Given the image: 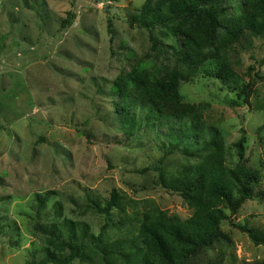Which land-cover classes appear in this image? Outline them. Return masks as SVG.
<instances>
[{
	"label": "rangeland",
	"instance_id": "rangeland-1",
	"mask_svg": "<svg viewBox=\"0 0 264 264\" xmlns=\"http://www.w3.org/2000/svg\"><path fill=\"white\" fill-rule=\"evenodd\" d=\"M146 1L0 0V125L12 131L0 130V264L40 262L51 240L39 232L42 225L72 220L88 224L98 236L105 215L93 202L106 206L112 193L120 208L112 210L117 226L105 232L110 244H130L151 208L182 220L194 214L179 192L160 185L157 167L163 160L170 179L200 158L182 145L173 150L177 143L166 138L169 130L153 122L151 127L139 113L127 124L115 106L120 102L115 82L129 81L142 70L162 78L180 72L172 45L183 43L184 35L164 36L162 28L149 25L147 12L161 0ZM70 11L76 18L64 27ZM236 41L213 39L214 45L204 43V51L226 49L246 83L255 67L260 77L250 107L231 108L227 101L237 100L236 94L203 73L181 81L180 92L205 126L223 133L226 167L238 169L236 143L245 135L246 158L261 184L232 219L264 231V35L247 33ZM39 196L47 198L43 205ZM222 230L228 239L194 264L216 256L223 264H264V246L230 220ZM145 245L140 243L152 257ZM73 264L128 263L117 257L105 261L93 245Z\"/></svg>",
	"mask_w": 264,
	"mask_h": 264
},
{
	"label": "trees",
	"instance_id": "trees-1",
	"mask_svg": "<svg viewBox=\"0 0 264 264\" xmlns=\"http://www.w3.org/2000/svg\"><path fill=\"white\" fill-rule=\"evenodd\" d=\"M152 1L147 0L145 4L151 5ZM155 7L147 12L149 25L162 28L164 36L179 38V33L184 35L183 43L176 41L172 45L179 75L162 78L142 70L129 81L115 82L113 93L120 100L115 106L127 124L137 121L139 113L147 124L153 122L169 130L166 138L172 140V145L177 143L173 150L182 145L187 154L200 158L199 163L170 179L163 168V160L157 167L160 185L179 192L194 208V214L182 220L151 208L142 214L137 237L132 238L130 244L126 240L110 244L105 232L117 226L112 210L120 208L117 195L112 193L106 206L93 202L105 215V224L98 236L88 224L72 220H64L61 225L39 226V232L51 240L45 248V257L40 262L33 260L27 264H73L86 258L93 245L105 261L117 257L128 264H194L215 244L228 239L222 230L227 220L247 233L255 245L264 246V231L235 224L232 219L244 203L254 199L255 189L261 184L260 175L249 166L246 158L245 135L236 143L238 169L226 167L223 133L217 126H205L198 109L186 103L180 92L181 81H189L203 73L236 94L237 100L227 101L231 108L250 107L256 92V78L260 77L253 72L255 67L250 68V81L246 83L227 59L226 49L223 54L219 51L208 54L204 51V43L212 44L213 39L240 41L247 33L249 36L264 35V0H161ZM229 8L233 10L232 15L228 14ZM75 18L76 14L70 11L64 27L71 26ZM0 130L12 134L4 125H0ZM191 151L195 152L190 154ZM38 200L43 205L47 198L39 196ZM140 243L146 244L152 257L147 256V250ZM207 264H223V258L210 257Z\"/></svg>",
	"mask_w": 264,
	"mask_h": 264
}]
</instances>
